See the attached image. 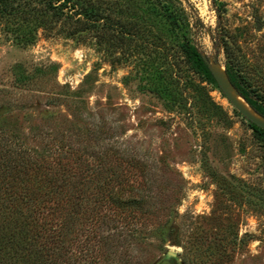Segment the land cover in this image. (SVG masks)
Here are the masks:
<instances>
[{
    "label": "rangeland",
    "instance_id": "rangeland-1",
    "mask_svg": "<svg viewBox=\"0 0 264 264\" xmlns=\"http://www.w3.org/2000/svg\"><path fill=\"white\" fill-rule=\"evenodd\" d=\"M178 1L189 27L154 20L122 46L41 32L22 46L0 27V151L99 170L105 178L80 183L91 201L106 196L103 181L122 200H141L84 208L80 230L95 212L117 220L102 234L140 233L127 249L97 246L100 262L264 264V147L179 52L189 43L224 72L212 0ZM216 1L232 54L264 94V0Z\"/></svg>",
    "mask_w": 264,
    "mask_h": 264
},
{
    "label": "trees",
    "instance_id": "trees-1",
    "mask_svg": "<svg viewBox=\"0 0 264 264\" xmlns=\"http://www.w3.org/2000/svg\"><path fill=\"white\" fill-rule=\"evenodd\" d=\"M212 7L224 72L248 106L264 118V94L246 78L225 38L220 22L224 7L216 0ZM187 17L178 0H0V27L22 46L32 45L40 32L64 38L89 36L98 44L122 46L142 32L147 22L162 21L176 30L189 27ZM178 49L191 68L220 91L201 52L186 42L179 43ZM250 126L255 140L264 147V130L251 122ZM56 156L59 162L67 159L62 153ZM50 158L49 152L39 156L28 151L24 161L20 157L7 160L0 151V264H113L111 260L100 262L97 246L127 249L139 231L126 224L128 227H112L110 235L102 234V229L117 220L95 212L88 215L89 225L80 230L76 227L86 218L84 208L92 203L125 209L140 206L141 200H122L103 181L97 189L106 196L91 201L82 184L99 182L105 174L89 166L55 165Z\"/></svg>",
    "mask_w": 264,
    "mask_h": 264
},
{
    "label": "water",
    "instance_id": "water-1",
    "mask_svg": "<svg viewBox=\"0 0 264 264\" xmlns=\"http://www.w3.org/2000/svg\"><path fill=\"white\" fill-rule=\"evenodd\" d=\"M209 65V62H208ZM218 66V65H217ZM210 71L220 89V91L225 95L226 99L229 101V103L248 121L256 125L257 127L264 130V118L258 115L256 112H254L248 104L244 101V99L237 93V91L233 88L230 81L228 80L225 72L224 78H222L217 72H215L212 69V66L209 65ZM224 71V68H223ZM232 91H234L235 95L240 97L247 105V108H245L238 100L237 98L232 94Z\"/></svg>",
    "mask_w": 264,
    "mask_h": 264
},
{
    "label": "bare ground",
    "instance_id": "bare-ground-1",
    "mask_svg": "<svg viewBox=\"0 0 264 264\" xmlns=\"http://www.w3.org/2000/svg\"><path fill=\"white\" fill-rule=\"evenodd\" d=\"M216 67V66H215ZM215 72H217L222 78H224V74H223V72H222V69L220 68V67H218V68H212ZM231 92H232V94L237 98V100L245 107V106H247L243 101H242V99L240 98V97H238L237 95H235V93H234V91H232L231 90ZM245 108H247V107H245ZM172 256H174L173 254H171Z\"/></svg>",
    "mask_w": 264,
    "mask_h": 264
},
{
    "label": "flooded vegetation",
    "instance_id": "flooded-vegetation-1",
    "mask_svg": "<svg viewBox=\"0 0 264 264\" xmlns=\"http://www.w3.org/2000/svg\"><path fill=\"white\" fill-rule=\"evenodd\" d=\"M168 263V262H167ZM168 264H171V263H168Z\"/></svg>",
    "mask_w": 264,
    "mask_h": 264
}]
</instances>
